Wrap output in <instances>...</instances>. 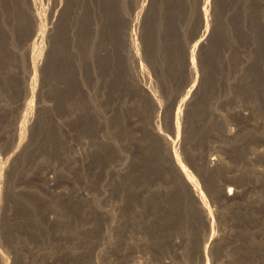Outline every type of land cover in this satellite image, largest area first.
Listing matches in <instances>:
<instances>
[{
  "label": "rangeland",
  "instance_id": "374dc122",
  "mask_svg": "<svg viewBox=\"0 0 264 264\" xmlns=\"http://www.w3.org/2000/svg\"><path fill=\"white\" fill-rule=\"evenodd\" d=\"M56 1L57 8L55 0H36L37 12L52 34L38 43L41 50L48 48V64L38 70L33 82L27 75L28 60L39 47L34 44L39 32L36 12L29 0H0L1 163L7 162L8 154L20 143L15 128L25 115L26 119L35 116L32 128L25 131L24 149L10 161L11 168L4 175L7 185L0 184V216H4L0 252L10 264H48L52 259L68 264L62 261L64 254L80 246L78 251L83 257L79 259L84 264H119L126 232L110 230L97 205L108 209L106 204L122 197L128 203L126 218H151L152 225L142 235L155 248V253L146 255L141 244L134 255L125 258L127 264H264V157L246 162L252 156L250 150L259 152L264 148V128L240 117L238 109L215 105L219 97L227 94L244 104L251 94L258 98L264 94V0L209 1L207 22L214 37L200 53H195L197 77L193 79L186 70L187 52L200 24H207L200 18V0H148L141 28H134L142 63L162 104L157 124L164 136L174 140L172 150L178 151L182 164L198 179L211 209L214 220L207 232L182 187L174 158L170 159L161 136L152 134L149 128L150 107L140 95L136 99L141 101V107L136 103V107H129L133 101L130 94L122 97L124 108L116 110L113 118L117 131L112 130L110 138L129 158L125 175L114 176L109 170L108 162L115 160L109 143L98 138L94 143L90 140L94 126L90 96L98 85L94 73L101 77L106 68L99 65L97 58L101 55L105 66L114 63L115 70L122 73L120 51L124 49L126 16H135L134 0ZM109 50L114 57L108 56ZM108 70L110 67L105 69L107 75ZM112 77L115 81L108 97L126 93L129 87L121 77L115 73ZM195 78L201 91L192 107H183V133L178 136L174 120L167 121L164 110L171 98L186 93ZM30 82L37 88L33 96L24 90ZM28 102L35 107L34 112L27 111ZM180 105L179 99L175 112ZM132 117L140 119L136 126L129 124ZM109 133L108 130V136ZM228 134L235 139H227ZM83 140L87 144H78ZM129 145L134 149L130 151ZM74 153L83 159L78 166L72 163ZM208 158H220L227 165L223 170L221 165L211 166L220 172L217 189L228 185L244 192L252 187L240 204L220 207L217 196L205 188L199 164ZM50 171L53 173L46 176ZM252 171L256 176L251 175ZM235 175L244 177L239 181ZM46 177L53 178L54 184L67 194L62 196L59 189L47 190ZM104 185L109 188V197L102 201L99 191ZM77 189L85 196L77 197ZM147 189L149 194L143 196L142 191ZM135 228L137 234L139 227Z\"/></svg>",
  "mask_w": 264,
  "mask_h": 264
},
{
  "label": "bare ground",
  "instance_id": "6f19581e",
  "mask_svg": "<svg viewBox=\"0 0 264 264\" xmlns=\"http://www.w3.org/2000/svg\"><path fill=\"white\" fill-rule=\"evenodd\" d=\"M147 1L148 0H134L133 5H132V11L135 13V16L133 18H130V17H127L126 16V26H127V29L124 32V37H123L124 38V40H123L124 41V46H123L124 49L122 51H120V57H121L120 62H121V66H122L121 67V69H122L121 72L122 73H119V69H117L118 71H116L115 70L114 63H112L109 66L110 67V70H108V71H110V74H108V75L105 74V69L106 68H109V67L105 66V63H103L104 59H103V57L100 58L101 55L99 56V58H97L98 59V63L100 62L99 65H101L102 67L104 66L106 68L104 69L101 77L98 74H96V72L94 73V78H95V80H97L98 85L96 87H93V88H95L94 89V94L92 96H90L91 97V101H92L91 102V104H92L91 106L93 108L92 109L93 110L92 111L93 114H92V117H91V119H92L91 121L93 122V125H94L93 128H92V133H91L92 139H90V140H92V142L94 143L95 138L96 139L98 138L99 140L103 141L104 143H107V144L109 143L108 146L111 148L112 153L115 155L114 156L115 160L112 159L111 161L108 162V164H109L108 166L110 168L109 170L110 171H113V175L114 176H118V175H122V174L125 175L128 172V170H129V158H128V156L126 154L123 153V150H121L119 147H117L116 145H114V143H113L114 140H112V138H110V135L112 134V130H116L115 127L117 126V125H115L116 123H115V121H114L113 118H115L114 114H115V111L116 110H121V108H124V105L125 104L123 105L122 97H125L126 95L130 94L128 96H129L130 99H133V101L130 100L129 107L130 108L133 107V106L136 107V105H134V103H136L138 107H141V103H140L141 101H138L136 99L137 96L140 95L143 98V100H145L146 103L148 104V106L150 107V110L148 109L149 110L148 111V118H149V120H148L149 121V124L148 125H149V128H150L152 134H154V135L155 134H158V136H161L162 142L164 144H166V148L169 151V157H170V159L173 160V158H174V163L176 162L175 163V166L176 167H174V168H178V172H180V179H182V182H183L182 187L185 190V192H187L188 197L194 203V206L196 208L197 214L199 213L200 217L202 218L204 232L205 231L207 232L208 229H211L209 227L211 225L212 220H214V219H213V215H212L211 209L209 208L208 202H207V200L205 198V195L203 194L204 192H203V190H202V188L200 186V183L198 182V179H196V177L191 172H189V170L182 164V162H181V160L179 158L180 155L178 154V151L176 149H174V148L172 150L171 146H172V144H174V140L171 139V138H169V137H167V136H164L161 133V131H160V126H158L159 123L157 124V122L159 120V117H160L161 110H162V104L160 102V99H158V96H157V94L155 92V89H154V87L152 85V78L148 74L147 67H145L144 64L142 63L141 54L139 52V48H138L137 43H136L137 41L135 39V36L136 35L134 34V28H136V30H140V28H141V22L143 21V18L147 15L146 14V12H147V8H146ZM209 1L210 0H200V2H199L200 3V8H199L200 18L202 19V22L203 21H206L207 24L205 23L206 25H204V26H203V23L200 24V26L198 27V31L196 32V36L194 38L195 40H194V43L192 45V48L190 49V51L188 50V52H187L188 53L187 54L188 57H187V67H186V70H187L188 76L191 79H193L194 77H197V75H196L197 72H196V67H195V61H194L195 53H200L210 43V41H212V39L214 37V34L209 29L208 22H207L208 21V18H209V15H210L209 14L210 13V10H209V6L210 5L208 6V4H210ZM29 2H30L31 9L36 12L35 24L38 25L37 28L39 27V32L36 33L35 40H34V44H38L40 41H43L45 38H50L51 37L52 29L51 28H46V26L43 24L42 19L39 16V13L37 12L36 0H29ZM213 4H214V0H213ZM57 6H58V4H57V1L55 0L54 7L57 8ZM211 11H214L215 12V9L214 8H211ZM124 16H125V14H124ZM105 44H106V42H105ZM38 46H39L38 48H35V50L32 51V54H31V56H30V58L28 60V75H27V78H30V80H32L33 82L37 79V72H38V70L41 69L43 66H45V65L48 64V48L46 50H41V45L38 44ZM104 51H106V50H104ZM108 54H109L108 56H110V58L111 57H114L113 56V52H111L110 50L108 51ZM41 56H45V57L42 58ZM90 58H91V56H90ZM38 59L40 61H38ZM41 62H43V63H41ZM25 63L27 64V62H25ZM92 64H94V61H92ZM146 64H148V63H146ZM94 66H95V64H94ZM25 70H26V68H25ZM113 72L119 78L121 77V79L126 83V86H128L129 88L127 89L128 91L126 93H120L121 96L115 95L114 98H110V97H108V93H110L112 91L111 90L112 89L111 84L115 81L113 79V77H112V76H114V73ZM118 73H119V75H118ZM24 74H26V73H24ZM197 81H198L197 78H195L194 84L191 85L188 88V90L186 91V93L184 95L181 93V94H179V95L174 96L173 98H171L168 101V104L166 106V109L164 110V113H166V115H167V118H165V119H167V121H169L170 123H173V120H174V123L176 125V129H177V132L176 133H177L178 136H180L183 133V132L181 133L182 130L180 129V127H181L180 126V123H181V118H182L181 115H182V109H183V107L186 110L189 109L190 107H192L195 104L194 101H195L197 95L201 91L200 85L196 84ZM235 82H237V81H235ZM231 84H233V83H231ZM24 87H25L24 90L26 91V93L28 95L30 94L32 96H33V94L37 90L36 85L33 86V84L31 82L30 83H26V85ZM231 87H233V86H231ZM118 91H120V90H118ZM122 94H123V96H122ZM235 98L233 97V95H229V94L224 95V97H221V98L219 97L218 98V100L215 102V105L216 106L218 105L220 107H232L233 109H238V114L240 115V117H242L243 119L252 120L253 123H254V126H256L258 128H264V94L260 98H258L257 96L251 94V96H249V101H248L247 104L246 103L244 104V102H242L241 100L235 99ZM179 99L182 102V105H180L177 108L176 112H175V105L177 104V102L179 101ZM144 106H146V104H144ZM2 107H3V105H2ZM26 107H27V111L28 112H30V110H32V112L35 111L34 110L35 107H33V104L31 102H28V104H26ZM27 117L28 116L25 115L24 120L22 119L23 121L21 122V124L18 127H16L15 130H14L15 131L14 134H15V136L18 135V138H19L20 143L17 146H14V148L11 151V153L8 154L9 155L8 156V159H6L7 162L1 163V161H0V184H2V185H5L6 184L5 183V180H4V175L11 168L10 165H9L10 161H12L16 157H18V155H20L21 151L24 149V146H23L24 144L22 142H23V139H24L25 134H26L25 131H27L26 129L27 128H30L31 129L32 126H33V124H34V118H35V116L32 115L31 117H29V119H26ZM110 118H111V122H110ZM127 121H128V119H127ZM139 121H140V119H135V117L134 118L132 117L129 120V124L136 126L139 123ZM144 126H146V125H144ZM108 130L110 131L109 136L107 134L108 133ZM129 130H131V129H129ZM113 133H114V131H113ZM177 135H176V137L178 138ZM229 137H230L229 134L226 135V138L227 139ZM230 138H234L235 139V137H230ZM262 142H264V140H262ZM78 144H87V143L84 142V140H83V141H81ZM130 144H131V142H130ZM129 146H128V148H130V151H131V149H134V147L132 148L131 146L130 147ZM243 146H246V145H243ZM243 146H241V147H243ZM135 149H136V147H135ZM245 153H247V152H245ZM250 153L252 154V156L251 157H248V160L246 161L247 163H252L253 160L251 162V159H253V158H256V157H264V148L261 149L259 152H256L254 149H252V150H250ZM246 156H247V154H246ZM82 160H83L82 157H80L79 155H76V153H74V155L72 157V163H73L74 166H78V163L79 162H82ZM224 163L225 162L223 160H221L220 158H218V159H216V158H208L206 163H204V164H201L200 163L199 164V167H200L199 169H201V171L203 173V182H204L205 188H208L209 192L212 191L211 194H213V196H214V194L217 196V198L219 200L218 201L219 202V205H220V207H223V208L226 205H229V204H231V205H234L235 203L238 204L240 202V200L242 201V199L245 198V195H248V194H245V193H247V190L249 188L250 189L252 188V187L248 186L249 188L247 187L248 189L245 190L242 187V189L245 190L244 192H243V190L242 191L241 190L240 191H236L237 187L234 190L232 187H228V185L226 183L227 187H224L222 189H220V187H218L220 190H222V192L219 191V189H217L216 182L217 181L219 182V178L220 177H218V176H220V172L213 171V169H211V166H213V165L220 166L221 165L220 168L223 170L227 166ZM227 171H229V170H227ZM231 171H230V173H233ZM50 173H53V172L52 171L47 172V175L46 176H49L48 174H50ZM255 173H256L255 171H252L251 172V175L252 174L255 175ZM234 177H236V175ZM243 177H244V175L241 176V177H236L235 179H237V180L240 181V180H242ZM262 178L264 179V177H262ZM45 179L49 183V188H47V190L51 191V190H57V189H59L58 190L59 191L58 193L63 194L62 196H64V195L67 194L66 191L64 189H62V187L56 186L54 184L53 178L46 177ZM182 182H181V184H182ZM259 182L260 181H258V186H256V184H255L256 187H259ZM262 182H261L262 183L261 188H263V190H264V180ZM2 185H1V187L3 188L4 186H2ZM4 189H5V187H4ZM108 189L109 188L106 185L100 187L99 194L104 199L103 200L101 198L102 201H105V200L108 199L107 198V197H109L108 196L109 195L108 194L109 193V190ZM97 190H99V189H97ZM148 190L149 189H147L146 191H142L141 194L143 196L148 195L149 194V191H150V190L149 191ZM260 190H259V192H260ZM77 194H78L77 197H79V198H80V196L81 197L82 196H85V193L82 192L80 189L79 190L77 189ZM1 197H3V196H1ZM105 204H106V202H105ZM106 205L109 207L108 209H106V208L104 209L103 207L101 208L102 205L100 203H98L97 206L99 207L98 210L100 212H102L103 214H105L106 219H107L108 226H110L109 228H111L110 230L113 229L112 231H114L115 233L121 231L123 234H125V232H126V235H124L123 238H122V242L125 244L124 245L125 247L123 246L124 250L121 251L120 256H119L120 257L119 258L120 259L119 262L121 261L120 262L121 264H127L124 261L125 258L128 257V256H131V255H134L137 252V249L139 248L138 246H140L141 244L144 247L142 250H144V253L146 255L147 254H151V253L152 254L155 253V248H153V246H150V243L148 241L149 239L145 238L144 237L145 235H142V234H145L146 229H148L150 227V225H152V223H151L152 220H151L150 217H147L146 216L147 217L146 219H141V218H137V217L136 218H131V217L128 218L129 216H127V218H126L125 211L128 208V203H126V201L122 197L120 199L116 200L115 202H113L111 204H106ZM221 211H222L221 213H223V210H221ZM221 213H220V215H221ZM224 213H225V211H224ZM224 217H225V215L223 214L220 218L223 219ZM258 221H259V218H258ZM3 225H4V216L2 214L0 216V235L2 233ZM135 226H138L139 227V231H136L137 234H134L135 232H134V229L133 228H135ZM256 227H258V226H256ZM135 230H136V228H135ZM212 236H214V235L212 234ZM204 239H205V237H204ZM205 241H208V239L205 240ZM213 242H214V240H213ZM121 244L122 243H120V245ZM211 244L213 245V243H210V245ZM79 245H80V243H79ZM214 245H215V242H214ZM112 246H114V243H113ZM175 246H176V244H175ZM79 249H80V246L79 247L73 246V247H71V249L68 250V252H66L64 250L66 252V254H64L65 256L63 257V259L61 258L62 261L69 262L68 264H84L82 262V260L79 259L80 257H83L82 256V253L78 251ZM82 249H83L82 251H84V248H82ZM106 249H105L104 252H107ZM64 251H62V252L65 253ZM112 254L113 253H111V255ZM87 255H89V254H87ZM52 256L56 257L55 255H52ZM61 257H62V255H61ZM8 259L9 258L6 257V255H4L2 252H0V264H10V261ZM48 264H63V262H60V259H57V260H53L52 259L50 262H48Z\"/></svg>",
  "mask_w": 264,
  "mask_h": 264
}]
</instances>
